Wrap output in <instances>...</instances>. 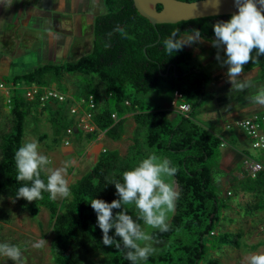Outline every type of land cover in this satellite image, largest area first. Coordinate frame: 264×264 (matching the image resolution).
Instances as JSON below:
<instances>
[{
  "label": "trees",
  "instance_id": "trees-1",
  "mask_svg": "<svg viewBox=\"0 0 264 264\" xmlns=\"http://www.w3.org/2000/svg\"><path fill=\"white\" fill-rule=\"evenodd\" d=\"M103 3L106 11L90 20L92 37L87 54L75 61L44 63L29 71L0 77L12 86L7 104L9 128L0 133V195L27 209L32 216L42 207L48 210L52 218L50 250L55 264H131L125 259L126 249L103 245L97 215L89 202L93 198L109 203L118 199L112 182H122L124 171L155 154L169 159L178 168L173 179L181 195L169 230L151 232L153 240L162 241V245L146 262L199 264L206 260L207 264H220L219 258L207 257L208 251L224 245L238 248L243 232L218 229L221 212L229 205V196L224 199L218 194L212 174L222 137L192 119L195 108L213 98L214 93L208 90L211 76L202 65L190 63L196 56L193 51L183 49L168 56L163 41L173 30L179 29L183 37L192 29H199L202 38L211 42L213 25L218 20L230 19L232 14L152 25L137 12L133 0H103ZM160 8L158 4L157 9ZM118 25L126 35L114 31ZM255 68L264 81V56L245 65L244 71ZM67 74L78 75L74 99L92 94L96 102L93 117L96 128L83 132L90 138L101 132L113 140L119 139L124 133L126 114L130 113L135 122L132 142L124 155L104 149L89 171L70 184L72 195L64 205L50 199L48 192L42 193V200L28 202L20 198L13 202L18 188L25 183L15 178L14 154L23 144L29 116L39 113V109L46 110L56 132H65L72 123L67 104L54 102L41 106L37 98L27 99L22 88L31 83L56 84L55 88L67 92L64 84ZM174 90L182 92L184 101L191 105L186 115L173 113L164 104L169 103ZM151 95L157 98L149 99ZM2 99L5 100L3 95ZM112 113L116 119L111 117ZM78 131L82 130L74 129L69 138ZM257 151V160L264 161V149ZM41 178L46 182L44 173ZM239 185V190L261 196L264 207V170L255 177L247 176ZM127 208L134 218L138 215L134 205ZM113 234L114 229L110 231Z\"/></svg>",
  "mask_w": 264,
  "mask_h": 264
},
{
  "label": "clouds",
  "instance_id": "clouds-1",
  "mask_svg": "<svg viewBox=\"0 0 264 264\" xmlns=\"http://www.w3.org/2000/svg\"><path fill=\"white\" fill-rule=\"evenodd\" d=\"M0 3H3L5 9L12 6L11 0H0ZM219 3L220 0H217V7ZM234 6L238 11L230 19L218 20L213 25L214 38L211 45L217 49L215 59L220 66H227L226 76L231 89L239 92L253 86L244 73L245 65L264 56V0H234ZM114 31L126 35L119 25ZM179 33V29L173 30L163 41L168 56L182 51L185 46L203 42L199 29H192L183 37ZM221 51L224 52L223 57ZM251 100L264 107V87ZM14 159L17 169L15 178L25 183L18 188L13 202L20 198L28 202L42 200L43 192H48L52 200L71 197L67 164L58 168L51 167L53 162L41 153L38 140L24 142L15 152ZM177 171L178 168L169 159L152 154L124 171L122 182H112L118 199L110 203L103 199H91L89 203L97 215L104 246L126 249L125 259L131 264H142L155 252L152 236L139 221L142 220L145 226L160 232L169 230L168 213L174 212L181 194L175 183L169 182L168 178L174 177ZM42 173L46 175V182L41 178ZM128 205H134L138 210L135 218L129 214ZM114 209L118 211L114 212ZM113 229L114 234L110 235ZM47 244V240L41 239L34 242L32 247L42 249ZM0 257L14 264H22L23 251L18 245L0 243ZM245 264H264V253L249 255Z\"/></svg>",
  "mask_w": 264,
  "mask_h": 264
},
{
  "label": "rangeland",
  "instance_id": "rangeland-1",
  "mask_svg": "<svg viewBox=\"0 0 264 264\" xmlns=\"http://www.w3.org/2000/svg\"><path fill=\"white\" fill-rule=\"evenodd\" d=\"M11 1H18L19 4L21 3V0ZM66 1L68 5L64 8L62 7V9L59 5V0H26L24 3H22L23 7L21 9V13L19 14L18 19L15 20L16 25H6V27L4 28V31L8 33V36H27L29 38L28 43L26 40L22 39L23 37H19L14 38V44H10L8 45V47L0 45L2 53L9 55V57H12L13 59H15L16 55L19 54L23 55L25 53V56H23L24 58L28 56L27 60L31 62L27 61V64L24 63L23 66L17 67V69H21V72L29 71L33 67L44 63H51L54 61L61 63L67 61H75L76 59L87 54L90 51L92 26L91 22L88 20L92 19V15L104 13L106 11L105 4L103 3V0ZM1 21L2 20L0 18V23ZM79 31L81 34L80 36ZM56 36H64L65 38L68 37V39L72 43L74 42V44L81 40L83 41V45L78 51H73L72 49H70L65 54V50H63L62 53L60 50H58V52H56L57 55L53 52V55L45 58V56H43L44 53H42V49H44L45 47H50L53 37L56 38ZM68 39H65L66 42L68 41ZM208 45L209 43L203 39V42L191 46H185L183 49H190L195 53L196 56L190 62L191 64L195 63L202 65L205 71L210 74V70L208 69V67H206L201 61V56L204 52L203 47ZM37 52L38 54H40L39 56L36 55ZM33 55L35 56L33 57ZM221 55L223 57L224 52ZM212 63L208 62V64H210L211 69L219 66V62L215 65ZM77 76V74L66 75L64 84L70 90L73 89L74 86H76L75 84L78 78ZM210 84L212 86L211 88H213L214 90L215 87L214 85H212L213 83L210 82ZM53 86H56V84H54ZM155 98H157L155 95H151L149 97V99ZM211 106V102L205 101L201 103L193 111L192 119L196 122L202 120V117L205 116L204 112ZM38 111L39 113L33 112V114L29 116L27 120L28 123H26L25 126V135L23 143L32 141L33 137H35L36 140L39 141L40 151L44 149L42 154L46 155L47 153H49L50 148L45 147L44 143L46 144V146L52 144L53 125L49 121V115L46 110L39 109ZM9 120V107L7 106V104H5L0 93V133L8 130ZM132 123L133 120L130 123H127L124 129L125 133L127 134L124 137V140L126 141L134 131V127L131 125ZM234 129L236 132H240V135L242 137V141L240 140L241 142H239V146L237 147H240V149H244L250 154L254 155L257 150L252 148L248 136L239 129L235 127ZM35 131L36 134H40V137H38L39 139L36 135L34 136ZM42 133H44L45 136H43ZM121 143L122 147L126 149L128 142ZM125 149H122V153L125 152ZM168 179L169 182H174L173 177ZM175 186L177 187L176 183ZM217 186L219 185L217 184ZM219 187L218 193H221ZM255 196L256 197L251 196L250 199H248L246 202L242 201L240 203L241 206H244V208L241 209L240 214L248 216L250 217V219L249 227L244 224L243 227L239 228L240 230L242 229L244 235V239L242 238L240 241L239 249L236 250L233 249L231 246L226 245L225 247L222 246L220 250H209V254L207 257L210 258L219 255V257L216 258L220 259V264H245L246 258L251 255L247 252H250L252 254L262 253V250H264V240H260L258 238L259 234H257L254 240L251 241L256 226L257 229L261 228L258 226V224L261 221H264V216H262L264 207L262 206L261 202H258V196ZM223 198L226 199V197L224 196ZM232 198L234 199V197ZM68 199L69 198L57 199V201L58 203L64 205V203ZM172 213L173 212L168 213L169 221L172 216ZM226 222L227 218L224 221L223 225ZM141 225L146 229L149 234H151V232L155 230L151 229L148 226H145L143 223ZM234 228L235 226L232 228V230H235ZM222 229L226 230L227 228L223 227ZM219 230H221L220 227ZM51 237L52 218L46 208L42 207L37 215L32 216L30 215L27 209L16 206L8 198L0 195V243L7 242L10 244L18 245L23 251L22 264H55L53 260V255L50 250ZM41 239L47 240L48 244L42 249L33 248L32 244L37 240ZM209 240H211V237L209 238ZM152 244L156 252L162 245V241L152 239ZM0 264H14V262H12L11 260H7V258L0 257ZM142 264L148 263L144 261L142 262ZM199 264L207 263L206 260H203Z\"/></svg>",
  "mask_w": 264,
  "mask_h": 264
},
{
  "label": "crops",
  "instance_id": "crops-1",
  "mask_svg": "<svg viewBox=\"0 0 264 264\" xmlns=\"http://www.w3.org/2000/svg\"><path fill=\"white\" fill-rule=\"evenodd\" d=\"M25 1L26 0H21L20 4L18 1H11L12 6L7 9H5L3 3H0V18L3 21H1L0 23V45L8 47V45L14 44V38L19 37H23L22 39L26 40L28 43L29 38L27 36H8V33L4 31L6 25H16L15 20L18 19L23 7L22 3H24ZM59 3L61 8H64L68 5L66 0H59ZM65 39H68V37H53L50 47L48 48L45 47L44 43L45 48L42 49V53H44L43 56L47 58L48 56L53 55V52H58V50H60L61 53L63 50H65V54L70 49H72L73 51H78L83 45V41L81 40L74 44V42L72 43L69 39L66 42ZM208 43V46L203 47L204 52L202 53L201 61L210 70L209 75L211 76V82L213 83L212 85H214L215 88L213 90V88H211V84L209 85L208 90H211L214 94L213 98L208 99L206 102H211L212 106L204 112L205 116L202 117V120H200V118V121L195 122L222 137L223 145L220 146V154L217 157L216 165L212 170V174L215 183L220 186L218 187L219 190H221V193L219 192L218 194L222 197L229 196L230 199L228 207L223 209L221 212L218 229L220 227L222 231L236 232L242 231V229L240 230L239 228L243 227L244 224L249 227L250 217L240 214L241 209L244 208V206H241L240 203L242 201L246 202L248 199H250L251 196L256 197L253 193L238 189L239 187H241L239 185L240 182L247 176H249L244 165V158L246 156H249L253 159H257L258 151L253 155L244 149H240V147L238 148L237 146H239V142L242 141L240 132H236L234 128L227 129L226 125L231 124L234 120L240 117L252 115L254 113H264V107L252 103L251 100V98L260 90V88L264 87V81L260 79L258 70L255 68L251 71H244L247 77L251 80L253 85L252 87L239 92L231 89V83L228 82L227 76L225 75L227 72V66L221 67L219 64L218 67L211 69L210 64H208V62H213L212 64L214 65L216 63L218 64V61L215 59L217 49L212 47L211 42ZM221 54H223V51H221ZM36 55L39 56L40 54H38L37 52ZM23 56H25V53L23 55H16V58L13 59L12 57H9V55L2 53L0 49V77L5 75H14L21 72V69H17V67L23 66L24 63L27 64V61H29L27 60L28 56L26 58H24ZM34 56L35 55H33V57ZM243 78L244 77L242 76L241 79ZM76 91L77 87L74 86V88L71 90L68 88L67 92L76 97ZM164 104L165 106H168V103L165 102ZM132 120L133 118L131 114L127 113L124 129L126 127V124L130 123ZM131 125L134 127L135 131L134 120ZM134 131L127 141L124 140V137L127 135L125 131L122 136L116 140L109 138L106 134H103L101 132L97 133L96 136L90 138L88 133L78 131L71 136L70 144L65 145L63 144V140L66 137L64 130L56 132L55 128L53 127L52 144L46 146V144L44 143L45 147L50 148V151L46 154V156H48L49 159L53 162L51 167L58 168L63 167L67 164V178L69 180V184H71L79 179L87 171H89V169L98 159L99 154L104 149L117 150L121 155H124L127 151L128 146L132 142ZM35 135L37 136V138L40 137V134H36V131L34 136ZM42 135L45 136L44 133H42ZM33 140H36V138L33 137ZM121 142H128L126 149L122 147ZM122 149H125L124 153H122ZM43 151L44 149L41 151V153ZM232 197H234V199ZM258 200V202H261L262 204L261 196H258ZM262 216H264V211ZM226 218L228 223L226 222L227 224L225 223L223 225ZM234 226L235 230H232ZM258 226L261 228L257 229L256 226L251 241L254 240L257 234H259L258 238L260 240H264V221H261ZM223 227L227 229L224 230L222 229ZM242 238L244 239V235L242 236ZM225 246L226 245H224L223 247ZM231 247L237 250L239 249L240 245L238 248L233 246ZM221 248H219V250ZM247 253L252 254L250 252ZM262 253H264V250H262ZM216 257H219V255H217Z\"/></svg>",
  "mask_w": 264,
  "mask_h": 264
},
{
  "label": "built area",
  "instance_id": "built-area-1",
  "mask_svg": "<svg viewBox=\"0 0 264 264\" xmlns=\"http://www.w3.org/2000/svg\"><path fill=\"white\" fill-rule=\"evenodd\" d=\"M12 86L0 79V93L5 97V103L10 102V90ZM24 96L31 100L37 98L40 105L46 103L60 102L67 104V111L71 115L72 123L65 129L66 137L64 144H70L69 135L75 129L90 132L95 130L96 126L93 121L96 102L94 96L90 94L88 98L74 99L73 95L63 92L55 86H43L31 83L22 88ZM190 103L184 101L183 94L179 90H174L172 98L168 103V109L173 113L186 115L190 110ZM111 117L116 119V114L112 113ZM237 128L244 132L255 150L264 149V113H254L252 115L237 118L231 124H227L226 128ZM223 145V143L221 144ZM244 165L247 173L251 177H255L259 171L264 170V161L253 159L249 156L244 158Z\"/></svg>",
  "mask_w": 264,
  "mask_h": 264
},
{
  "label": "water",
  "instance_id": "water-1",
  "mask_svg": "<svg viewBox=\"0 0 264 264\" xmlns=\"http://www.w3.org/2000/svg\"><path fill=\"white\" fill-rule=\"evenodd\" d=\"M133 4L137 12L152 25L227 15L238 11L234 0H220L219 7L217 0H133ZM158 4L161 5L160 9H157Z\"/></svg>",
  "mask_w": 264,
  "mask_h": 264
},
{
  "label": "flooded vegetation",
  "instance_id": "flooded-vegetation-1",
  "mask_svg": "<svg viewBox=\"0 0 264 264\" xmlns=\"http://www.w3.org/2000/svg\"><path fill=\"white\" fill-rule=\"evenodd\" d=\"M91 22V21H90ZM81 34H80V31H79V36H80ZM184 35H186V34H183L182 36H184Z\"/></svg>",
  "mask_w": 264,
  "mask_h": 264
}]
</instances>
